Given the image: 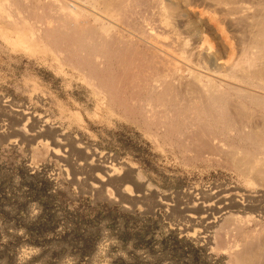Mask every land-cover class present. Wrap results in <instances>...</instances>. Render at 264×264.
Returning a JSON list of instances; mask_svg holds the SVG:
<instances>
[{"label": "rangeland", "instance_id": "374dc122", "mask_svg": "<svg viewBox=\"0 0 264 264\" xmlns=\"http://www.w3.org/2000/svg\"><path fill=\"white\" fill-rule=\"evenodd\" d=\"M22 1L0 0V264H264V49L251 45L264 0H127L122 11ZM59 7L69 23L124 41L92 62L130 106L155 98L157 111L190 112L187 89L213 85L246 98L234 117L245 113L249 129L213 125L194 147L183 135L159 142L149 110L119 106L91 76L92 51L81 62L47 42ZM27 24L43 38L31 42Z\"/></svg>", "mask_w": 264, "mask_h": 264}, {"label": "bare ground", "instance_id": "6f19581e", "mask_svg": "<svg viewBox=\"0 0 264 264\" xmlns=\"http://www.w3.org/2000/svg\"><path fill=\"white\" fill-rule=\"evenodd\" d=\"M13 1L14 2H16V3H18V4H21V2H23L22 0H12V3H13ZM31 1V0H30ZM52 1H54V0H52ZM57 1V0H56ZM126 1L127 0H106V6L108 7V9L110 8L111 10H121L124 6H125V3H126ZM1 3V2H0ZM11 3V2H10ZM26 3V2H25ZM40 3V2H39ZM130 3H131V1H130ZM4 4V3H3ZM14 4V3H13ZM22 4H24V3H22ZM32 5V4H31ZM47 5V4H46ZM45 5V6H46ZM127 6H128V4H126ZM24 6V5H23ZM70 6V5H69ZM19 7V6H18ZM22 7V6H21ZM36 7V6H35ZM47 7H48V5H47ZM77 7V6H76ZM15 8V7H14ZM40 8V7H39ZM52 8V7H51ZM54 8V7H53ZM63 8V7H62ZM61 8V9H62ZM70 8V7H69ZM79 8H81V7H79ZM56 9H57V7H56ZM55 9V12L57 11ZM59 9H60V7H59ZM60 9V10H61ZM76 9V8H75ZM107 9V8H106ZM42 10V9H41ZM66 9H64V11L63 10H61V11H63V13L62 14H60L61 16L60 17H58L57 18V24H56V22H55V24L57 25V27H54V25L52 26V28H51V26H50V28L48 27H44V25H43V29L45 30V28H47V29H49V30H46V32H43V35L44 34H46L45 36L47 37L46 39L48 40L47 42H49V43H51L50 45H54V46H56V47H58L59 48V46H61V49H60V51H66V54L67 53H69V57H70V55L73 57V56H75V55H77L76 57H81L82 55L81 54H83V55H85L86 54V52H80L81 50H83L84 51V49L87 51H92L93 53H94V55H93V53L92 52H90L93 56L91 57L90 55H89V52L84 56V57H81L80 58V60L79 59H77L76 57V59H74V60H79V61H83V59L82 58H84V61H83V63H84V65H86V62H87V64H90V63H92V65L90 66L92 69H94V72L92 73H90L91 74V76H93V78H95V79H97L98 81H99V83L100 84H102L101 85V88L105 91V93L106 92H108L109 94H110V96L111 97H116L117 98V100H118V102L116 103V104H118L119 106H122L123 108H129V107H132V109H133V112L134 111H137V113H138V116L141 118H143V117H146V114H148V112H147V110H149L152 114H153V122H151L149 119H147V120H149L148 122L150 123V126L152 127V125H154L155 124V129L156 130H158V131H160V133H158V134H154V132H153V134H151V135H153L159 142H163V141H160L161 140V138H165V140H167L168 138H169V140H171L170 139V137H172V136H175V138L177 137V139H180L181 140V138H182V135H183V137H185L183 140H186L185 142L186 143H191V145L193 144L194 145V142L195 143H197V144H199L198 142L199 141H204L205 139H206V137H207V133H206V131L204 130L203 131V129H206V130H210V133H213L212 132V130H211V128H212V126L213 125H215V126H213V127H215V128H217V126L218 125H221V129L222 130H220L221 132L222 131H224V134L226 133V131L227 130H232V129H237L238 131H240V132H242L245 128H248L249 129V125H247V124H244L243 123V119L244 118H246V117H244V114H243V117L241 118L242 119V121H240V120H237L238 119V115L236 114V112L238 111V113H240L241 111H243L244 112V110H245V112L247 111V110H249L248 109V107L247 106H249V105H247L246 104V101H245V99L246 98H244V99H241L240 97H238V99L236 100V101H234L233 102V98H231L230 96L232 95L231 93H228V92H224V91H221L222 89H219L217 86H209L208 85V87H209V89L208 90H204V92L202 91L203 89L201 88V89H194V88H192V89H194V90H188L187 89V91L189 92V93H187V95H184L185 97H183V95H182V97L183 98H181V99H179L180 101H183V102H188L189 103V101H193V103H191V104H193L194 105V107H193V110H189L190 112H187V110L186 109H188V108H183V111H181L180 110V108L179 109H176V110H174V113L172 112L171 113V111H164V107H163V110L162 111H164V112H162L161 110H156V103L154 104L153 102H154V100L153 99H155V98H146L145 100L146 101H140L139 103H138V100H137V102H131L132 103V106H130L128 103H127V101L125 102L124 100H125V98H124V100H121V97H122V95H120L119 94V91L117 92H112V91H110L111 90V85L112 84H114V82H115V79H112V78H108V77H110V74L109 75H107L106 76V74H102L100 71H102V69L100 68V66L98 67L97 66V64H93L94 62H95V60H97V56L99 57V55H97L95 58L96 59H93V57L95 56V52H97L96 50H98V52L97 53H99V50L100 51H103V52H108V46H109V44L110 45H112L115 49H120L121 51L123 50V47H124V41L123 40H118V42H117V39H114V40H112V39H109V40H106V38H104V36H102L101 34H98V32L97 31H95V30H93V29H89V30H86L85 28L87 27H85V26H83L82 27V24L80 25V26H78L77 25V23L75 24L74 23V25L73 24H71V22L69 23V19L71 18V14L69 15V13L68 12H66L65 11ZM77 10V9H76ZM122 10H124V9H122ZM121 10V11H122ZM31 11V10H30ZM48 11H51V10H49L48 9ZM59 11V10H58ZM20 12H21V10H20ZM28 12H29V10H28ZM53 12V11H52ZM60 12V11H59ZM73 12V11H72ZM71 12V13H72ZM117 12V11H116ZM11 13V12H10ZM26 13H27V11H26ZM30 13V12H29ZM54 13V12H53ZM32 14V13H31ZM34 14H35V12H34ZM49 14V13H48ZM54 15V14H53ZM57 15V14H56ZM52 16L53 18H52V20L54 19L55 20V18L58 16ZM11 16V15H10ZM19 16V15H18ZM17 16V17H18ZM24 16H26V15H24ZM31 16V15H30ZM75 16V15H74ZM9 17V16H8ZM13 17V16H12ZM46 17H47V15H46ZM70 17V18H69ZM14 18V17H13ZM50 18V17H49ZM28 19V18H27ZM34 19V18H33ZM51 19V18H50ZM263 19V18H262ZM51 20V22L52 23H54L53 21ZM47 21H49V20H47ZM47 21L45 20V22L47 23ZM56 21V20H55ZM50 22V23H51ZM29 23V22H28ZM31 23V22H30ZM33 23V22H32ZM80 23V22H79ZM262 24H263V22H261ZM44 24V23H43ZM260 24V23H259ZM28 26H25V28H23L24 30H26L25 32H27V34H28V39L31 41V42H36V38H35V36H36V34H38L37 32H36V30H37V28L35 27V26H33V24H27ZM76 25V26H75ZM72 26H73V28H72ZM75 26V27H74ZM85 27V28H84ZM259 27V26H258ZM261 27V28H260ZM259 28V31L257 32L256 31V33H255V31H254V34L252 35L253 36V38H251L252 39V44L251 45H253L254 46V50L256 49L257 50V48L259 49V50H257V51H262L263 49H264V43H263V41H261V38L262 37H264V25H261ZM91 28V27H90ZM56 29V30H55ZM88 29V28H87ZM95 29V28H94ZM23 30V31H24ZM52 30V31H51ZM254 30V29H253ZM43 30H41V32H42ZM251 33V32H250ZM252 34V33H251ZM27 36V35H26ZM38 36H42V35H38ZM38 36H36V37H38ZM107 37V36H106ZM41 37H39V39H40ZM42 38H43V36H42ZM41 38V39H42ZM116 38V37H115ZM45 39V38H44ZM45 39V40H46ZM121 39V38H120ZM128 40V39H127ZM111 41H112V43H111ZM116 41V42H115ZM123 41V42H122ZM49 43H45V44H49ZM251 43V42H250ZM49 45V46H50ZM77 46V47H76ZM253 46H251V47H253ZM56 47H54V48H56ZM251 47H249V48H251ZM256 47V48H255ZM78 48H79V51H78ZM110 48V47H109ZM127 48V47H126ZM57 49V48H56ZM76 49V50H75ZM107 49V50H106ZM253 49V48H252ZM58 50V49H57ZM75 50V51H74ZM95 52H94V51ZM127 50V49H126ZM247 50H249V49H247ZM62 51V52H63ZM117 51V50H116ZM131 51V50H130ZM251 51V50H250ZM260 51V52H261ZM264 51V50H263ZM262 51V52H263ZM61 52V53H62ZM106 52V53H107ZM247 52H249V51H247ZM253 52V51H252ZM261 52V53H262ZM102 53V52H101ZM101 53H99V54H101ZM123 53H125V52H123ZM137 53V52H136ZM250 53V52H249ZM63 54V53H62ZM65 53H64V55H66ZM74 54V55H73ZM131 54H133V53H131ZM258 54H259V52H258ZM105 55H107V54H104V56ZM128 55V54H127ZM261 55V54H260ZM103 56V57H104ZM120 56H122V55H120ZM132 56V55H131ZM255 56H257V55H255ZM263 56V55H262ZM102 57V56H101ZM107 57V56H106ZM261 57V56H260ZM260 57H259V60H260ZM264 57V56H263ZM129 58V59H128ZM132 58V57H131ZM135 58V57H134ZM133 58V59H134ZM82 59V60H81ZM252 59H254V57L252 58ZM72 60V59H71ZM250 60H251V58H250ZM256 60H258V59H256L255 58V60L254 61H256ZM76 61H75V63H76ZM79 61H77V62H79ZM92 61H94V62H92ZM70 62V61H69ZM250 62V61H249ZM73 63V62H72ZM80 63V62H79ZM83 63H82V65H83ZM125 63H126V69H127V71L129 70V68L132 66V64L134 63H132V59H130V57H128L127 56V58L125 59ZM144 63V62H143ZM250 63H253L252 61L250 62ZM81 65V64H80ZM111 64H108V66H110ZM252 65V64H251ZM254 65V64H253ZM89 66V65H88ZM107 66V67H108ZM142 66H143V64H142ZM89 67V68H90ZM100 70H99V69ZM109 69H107V70H110V67H108ZM85 69V68H84ZM96 70V71H95ZM88 71H89V69H88ZM87 71V72H88ZM90 72V71H89ZM105 72V71H104ZM110 72V71H109ZM131 72V71H130ZM106 73H108L107 71H106ZM125 73L127 74L128 72H126L125 71ZM137 73H139V72H137ZM89 74V73H88ZM113 74V73H112ZM125 74V75H126ZM131 75L132 74H130L129 75V77H131ZM136 75V78H138V75L137 74H135ZM141 75V74H140ZM88 76V75H87ZM91 76L89 75L88 76V78H91ZM157 76V75H156ZM211 76L213 77V78H217V76L215 75V74H211ZM142 77V76H141ZM92 78V79H93ZM114 78V77H113ZM136 78H134V80H136ZM143 78H144V76H143ZM111 79H112V81L114 80V82L110 85V83H111ZM117 79V78H116ZM120 79H121V77H120ZM130 79V78H129ZM144 79H146V78H144ZM194 79V78H193ZM118 80V79H117ZM150 80H152V79H150ZM195 80H197L196 78H195ZM94 81V80H93ZM92 81V82H93ZM140 81V80H139ZM143 81H145V80H143ZM94 82H96V81H94ZM120 82V81H119ZM122 82V81H121ZM121 82L120 83H118V84H121ZM130 82H133V81H131L130 80ZM137 82H138V79H137ZM146 82V81H145ZM144 82V83H145ZM150 82V81H149ZM116 83V82H115ZM139 83V82H138ZM143 83V82H142ZM151 84H153L152 82H150ZM198 83V82H197ZM117 84V83H116ZM149 84V83H148ZM151 84H150V86H151ZM211 84V83H210ZM99 85V84H98ZM140 85V84H139ZM142 85V84H141ZM144 86H146V84H144ZM196 86H198V85H196ZM203 86V85H202ZM115 87H117V86H115ZM119 87H120V85H119ZM148 87V86H147ZM173 87V86H172ZM191 87H193V85L191 86ZM191 87H188L187 86V88H191ZM203 87H206V85L205 86H203ZM207 87V88H208ZM145 88V87H144ZM153 87H150V89L151 90H153L152 89ZM174 88V87H173ZM98 89H99V87H98ZM101 89V90H102ZM112 89L113 90H115L114 88H113V86H112ZM148 89V88H147ZM168 89V88H167ZM102 90V91H103ZM121 90V89H120ZM143 89H141V91H142ZM146 90V89H145ZM151 90H149V92H152ZM174 90V89H173ZM224 90V89H223ZM102 91H98V92H102ZM147 91V90H146ZM178 91V90H177ZM169 92V91H168ZM175 92V91H174ZM104 93V92H103ZM147 93V92H146ZM176 93V92H175ZM177 93H179V92H177ZM176 93V94H177ZM181 93V92H180ZM134 94V93H133ZM137 94V93H136ZM151 94V93H150ZM152 94H154V93H152ZM151 94V95H152ZM171 94V93H170ZM231 94V95H230ZM129 95V94H128ZM131 95V94H130ZM129 95V96H130ZM147 95V94H146ZM169 95V94H168ZM173 95V94H172ZM178 95V94H177ZM240 94H238V96H239ZM124 96H125V94H124ZM134 96H135V94H134ZM166 96L167 95H165L164 97L166 98ZM180 96V95H179ZM236 96V95H235ZM133 97V96H132ZM146 97V96H145ZM148 97H150V96H148ZM169 97H170V95H169ZM168 97V98H169ZM178 96H176V98H174L173 96H172V98H174V99H172V101H171V99H166L167 100V103H169L170 105H173L174 107H175V105L177 106V102H175V99H178L177 98ZM181 97V96H180ZM232 97H233V95H232ZM113 98V99H114ZM156 98H158V97H156ZM165 98H163L164 100H165ZM192 98V99H191ZM112 99V100H113ZM233 99V100H232ZM251 99V98H250ZM166 100H165V102H166ZM188 100V101H187ZM123 101V102H122ZM131 101H133V100H131ZM157 101H158V99H157ZM162 101V100H161ZM174 101V102H173ZM176 101H178V100H176ZM114 102V101H113ZM179 102V101H178ZM247 102H250V104H251V102H252V100L251 101H248V99H247ZM137 103V104H136ZM164 103V102H163ZM163 103H161V105L162 106H164L163 105ZM166 103V104H167ZM190 104V105H191ZM115 105V104H114ZM160 105V106H161ZM170 105H168V106H170ZM180 105H182V104H180ZM189 105V106H190ZM159 106V105H158ZM161 106V107H162ZM188 106V105H187ZM188 106V107H189ZM192 106V105H191ZM255 106V105H254ZM180 107V106H179ZM158 108V107H157ZM166 108V107H165ZM252 108V107H251ZM255 108V107H254ZM158 109H160V108H158ZM168 109H170V107H168ZM175 109V108H174ZM185 110V111H184ZM252 110H253V108H252ZM128 112V111H127ZM249 112V111H248ZM135 113V112H134ZM253 113V112H252ZM254 113H255V111H254ZM156 114V115H155ZM234 114L235 115H237V119H236V117H234ZM247 114V113H246ZM150 115V113L148 114V116ZM137 116V115H136ZM246 116V115H245ZM248 116H249V113H248ZM240 117H241V115H240ZM253 117V116H252ZM250 118H251V116H250ZM253 119V118H252ZM134 120V119H133ZM146 120V119H145ZM248 120V119H247ZM254 120V119H253ZM135 121V120H134ZM244 121H246V120H244ZM250 121V120H249ZM136 122V121H135ZM258 122V121H257ZM246 123H247V121H246ZM252 123H253V121H252ZM137 124H138V121H137ZM257 124V123H256ZM252 126V125H251ZM253 126H255V125H253ZM261 126V125H260ZM141 127V126H140ZM142 127H144L143 125H142ZM158 127V128H157ZM263 127V126H262ZM261 127V128H262ZM215 128H213V129H215ZM218 128H219V126H218ZM253 128V127H252ZM220 129V128H219ZM226 130V131H225ZM236 130V131H237ZM149 131V130H148ZM203 131V132H202ZM219 131V132H220ZM252 131V130H251ZM250 130H249V132H251ZM264 131V130H263ZM200 132H202L201 134H199ZM220 132V133H221ZM240 132H238V133H240ZM259 132V131H258ZM149 133H152V132H149ZM209 133V132H208ZM209 133V134H210ZM214 133H215V131H214ZM162 135V137L160 136V135ZM233 134V133H232ZM246 134H248V133H246ZM150 135V136H151ZM213 135V134H212ZM226 135V134H225ZM256 135V134H255ZM233 136V135H232ZM249 136V135H248ZM213 137V136H212ZM242 137V136H241ZM247 137V136H246ZM175 138H173V141L175 140ZM239 138V137H238ZM251 138V137H250ZM249 138V139H250ZM254 138V137H253ZM155 139V140H156ZM177 139H176V141H177ZM210 139V138H209ZM212 139V138H211ZM227 139H229V138H227ZM252 139V138H251ZM163 140V139H162ZM165 140H164V142H165ZM168 140V141H169ZM180 140H178L179 142H180ZM182 141V140H181ZM189 141V142H188ZM207 141H208V139H207ZM212 141V140H211ZM214 141V140H213ZM212 141V142H213ZM221 141H222V139H221ZM257 142H258V140H256ZM170 142H172V141H170ZM179 142H177V144L179 143ZM183 142V141H182ZM181 142V143H182ZM223 142V141H222ZM221 142V143H222ZM225 142V141H224ZM231 142V141H230ZM184 143V142H183ZM186 143H184V144H186ZM189 143V144H190ZM207 143V142H206ZM255 143V142H254ZM171 144V143H170ZM218 144V143H217ZM223 144V143H222ZM162 145V144H161ZM192 145V147H194ZM224 145V144H223ZM256 145V144H255ZM260 145V144H259ZM198 146V145H197ZM177 147V146H176ZM188 147V146H187ZM211 148V147H210ZM237 148V147H236ZM242 148V147H241ZM243 149V148H242ZM185 150V149H184ZM246 150V149H245ZM211 151V150H210ZM224 195V194H223ZM222 197V196H221ZM229 198V197H228ZM213 199H214V197H213ZM216 199V198H215ZM220 199V198H219ZM222 199V198H221ZM217 200V199H216ZM223 200V199H222ZM211 201H213V200H211ZM221 203V202H220ZM231 203V202H230ZM233 203V202H232ZM209 206V205H208ZM205 207H206V205H205ZM222 208L224 207V206H221ZM226 207H228V206H226ZM230 207H231V205H230ZM229 207V208H230ZM233 207V206H232ZM211 208V207H210ZM228 208V209H229ZM209 209V208H208ZM220 209V208H219ZM222 211H224L225 212V207H224V209L222 210ZM229 211V210H228ZM222 216V215H221ZM208 218V217H207ZM212 222V221H211ZM213 223V222H212ZM212 225V224H211ZM212 228V227H211ZM250 251V250H249ZM251 253V252H250Z\"/></svg>", "mask_w": 264, "mask_h": 264}]
</instances>
